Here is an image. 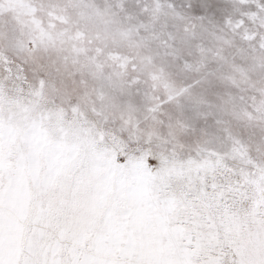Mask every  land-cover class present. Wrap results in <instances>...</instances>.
I'll return each instance as SVG.
<instances>
[{
    "label": "snow or ice",
    "instance_id": "1",
    "mask_svg": "<svg viewBox=\"0 0 264 264\" xmlns=\"http://www.w3.org/2000/svg\"><path fill=\"white\" fill-rule=\"evenodd\" d=\"M0 264H264V0H0Z\"/></svg>",
    "mask_w": 264,
    "mask_h": 264
}]
</instances>
